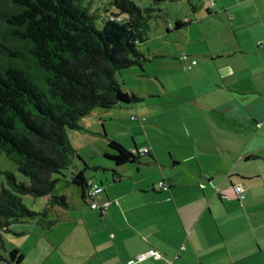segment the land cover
I'll list each match as a JSON object with an SVG mask.
<instances>
[{
    "label": "crops",
    "instance_id": "obj_1",
    "mask_svg": "<svg viewBox=\"0 0 264 264\" xmlns=\"http://www.w3.org/2000/svg\"><path fill=\"white\" fill-rule=\"evenodd\" d=\"M216 13L225 18L221 32L183 53L185 72L174 63L182 83L157 80L153 91L143 90L138 118L131 116L120 133L106 130L99 151L81 156L96 169L86 171V180L103 187L96 202L111 204L105 212L91 210L78 189L75 205L56 211L60 220L46 230L68 222L73 207L89 208L75 210L76 227L66 236L78 248L62 264H132L150 250L163 259L136 264H264V0L220 2ZM110 140L149 154L117 167L105 158ZM159 182L168 190H159ZM234 185L244 189L241 203ZM48 243L65 253L64 237Z\"/></svg>",
    "mask_w": 264,
    "mask_h": 264
},
{
    "label": "trees",
    "instance_id": "obj_2",
    "mask_svg": "<svg viewBox=\"0 0 264 264\" xmlns=\"http://www.w3.org/2000/svg\"><path fill=\"white\" fill-rule=\"evenodd\" d=\"M110 6L117 13L101 19L82 0H0V154L22 178L0 170V263L25 259L17 247L7 259L1 254L11 226L36 221L49 229L54 221L47 220L48 209L68 208L65 197L53 194V176L65 177L75 159L83 170L68 183L86 199L85 173L96 169L81 160L67 130L82 131L81 120L97 109L141 102L120 89L115 75L133 66L143 69L139 45L147 40L153 10L132 0H111ZM185 19L176 20L173 30L188 26ZM107 148L105 158L117 167L139 160L113 140ZM24 198L44 201L45 207L29 210Z\"/></svg>",
    "mask_w": 264,
    "mask_h": 264
},
{
    "label": "rangeland",
    "instance_id": "obj_3",
    "mask_svg": "<svg viewBox=\"0 0 264 264\" xmlns=\"http://www.w3.org/2000/svg\"><path fill=\"white\" fill-rule=\"evenodd\" d=\"M141 9H152V18L149 21V31L147 33V40L139 45V50L145 58L143 63V69L137 66H133L127 69L121 70L115 75L120 89L125 93H131L136 95L139 99L142 98L143 90L153 91L157 80L161 83L174 84L177 86L182 82L178 80L177 67L185 72L183 64L176 58L184 54H189L191 45L193 49L199 44L198 40H203V37L214 36L221 32L220 25L225 18L217 15L216 12L220 11V2L231 0H132ZM85 7L89 6L94 15L99 16L101 19L111 18L113 14L117 13L113 7L110 6L111 0H82ZM195 10V11H194ZM194 11V12H193ZM214 13H216L214 15ZM211 14V15H210ZM185 18L190 19L191 26L189 31L182 29L180 31L168 32V25H174L176 20H183ZM97 26L100 23L96 21ZM168 32V33H167ZM201 45V44H200ZM161 46H165L166 53L172 54L173 57H163ZM186 46L187 50H186ZM179 73V72H178ZM181 73L179 75L181 76ZM136 105H129L132 108L130 112L123 110L126 106L115 107L110 110H95L89 116L82 119V123H87L86 127L82 131H70L67 130V137L75 149L76 153L81 156H91V152L99 151L98 146L104 141V133H120L118 128H124L128 126L131 116L137 117ZM127 106V107H129ZM109 118L113 119L111 121ZM138 118V117H137ZM132 123L130 126H134ZM84 131V132H83ZM82 159V158H81ZM80 165V161L75 159L71 167L63 171L62 175H54L53 178L58 182L55 186L53 194L55 196H63L68 201L69 207L75 205L74 201L79 200L80 196L77 192V187L68 184V180L73 174H76L74 166ZM78 167V166H77ZM0 170L9 171L15 174L19 179H22L17 174L16 166L5 158L3 154H0ZM4 183V179L0 176V184ZM41 201V200H40ZM24 205L34 212H40L45 207V202H36L33 204L29 198L23 199ZM41 203V204H40ZM78 201H76V206ZM43 206V207H42ZM78 206L68 211V222L58 224L57 227L52 230H42L40 226L36 224V221H27L22 224H15L11 226L10 233L3 235L4 251L1 252L2 256L7 259L9 251L17 247L24 254L25 259L23 264H62V257L67 260L73 259L72 254L76 251L74 247L76 243L73 241V236H66L68 232L72 233L75 229L74 219L75 210H89V208H80ZM59 208L54 207L53 210L48 209L49 221H59L61 216H58ZM37 225V226H36ZM64 225V226H63ZM56 226V225H55ZM43 231V243L39 249L35 247L37 238ZM65 238V244L62 248L65 253H58L52 251L48 245V240L52 242L59 241L61 238ZM62 249V250H63ZM0 264H6L4 262Z\"/></svg>",
    "mask_w": 264,
    "mask_h": 264
},
{
    "label": "built area",
    "instance_id": "obj_4",
    "mask_svg": "<svg viewBox=\"0 0 264 264\" xmlns=\"http://www.w3.org/2000/svg\"><path fill=\"white\" fill-rule=\"evenodd\" d=\"M211 2H212V0H211ZM212 4H213V2H212ZM178 60L180 63L185 64L188 61V57L183 54L178 58ZM195 65H196V61L193 60V61H190L189 66H187V67H191V66H195ZM132 120H134V118H132ZM131 153L132 154H138V155H148L149 149H143L141 151L133 150V151H131ZM157 187L161 191H167L168 190V186L165 185L163 182L157 183ZM233 191H234V194H235L237 200L239 201V203H241L245 199L243 187L241 185H234ZM102 192H103V187L101 185H99L98 183L93 182V181H89L87 183L86 199L89 202V206H90L91 210H97L99 212H105L108 209V207L110 206L111 203L109 201L103 202L102 204H98L96 202V199L101 195ZM180 250H183V247H181ZM149 258H151L155 261L163 259L162 255L160 253H158L157 251H154V250H150V251H147L146 253H143V254L137 256L134 259V261L132 262V264L141 263L142 261L149 259Z\"/></svg>",
    "mask_w": 264,
    "mask_h": 264
}]
</instances>
